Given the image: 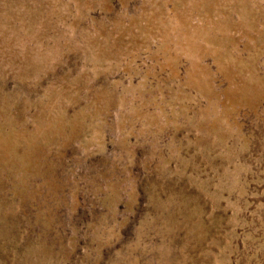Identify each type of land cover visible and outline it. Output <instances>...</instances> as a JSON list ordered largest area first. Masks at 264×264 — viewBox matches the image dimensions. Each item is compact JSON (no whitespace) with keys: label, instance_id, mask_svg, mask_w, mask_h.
<instances>
[{"label":"rangeland","instance_id":"1","mask_svg":"<svg viewBox=\"0 0 264 264\" xmlns=\"http://www.w3.org/2000/svg\"><path fill=\"white\" fill-rule=\"evenodd\" d=\"M0 264H264V0H0Z\"/></svg>","mask_w":264,"mask_h":264}]
</instances>
